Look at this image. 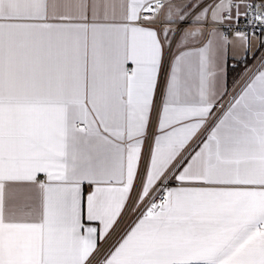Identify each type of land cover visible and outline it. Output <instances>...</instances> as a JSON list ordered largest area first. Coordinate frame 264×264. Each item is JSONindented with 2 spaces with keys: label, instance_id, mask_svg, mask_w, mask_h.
I'll list each match as a JSON object with an SVG mask.
<instances>
[{
  "label": "snow or ice",
  "instance_id": "6c2138e0",
  "mask_svg": "<svg viewBox=\"0 0 264 264\" xmlns=\"http://www.w3.org/2000/svg\"><path fill=\"white\" fill-rule=\"evenodd\" d=\"M0 264H264V0H0Z\"/></svg>",
  "mask_w": 264,
  "mask_h": 264
},
{
  "label": "crops",
  "instance_id": "0c3cea01",
  "mask_svg": "<svg viewBox=\"0 0 264 264\" xmlns=\"http://www.w3.org/2000/svg\"><path fill=\"white\" fill-rule=\"evenodd\" d=\"M231 78H230V81H229V90H231Z\"/></svg>",
  "mask_w": 264,
  "mask_h": 264
}]
</instances>
